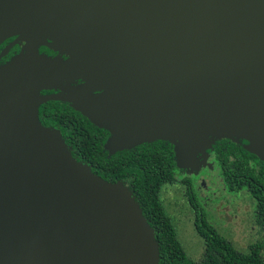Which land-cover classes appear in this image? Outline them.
<instances>
[{
  "label": "water",
  "instance_id": "water-1",
  "mask_svg": "<svg viewBox=\"0 0 264 264\" xmlns=\"http://www.w3.org/2000/svg\"><path fill=\"white\" fill-rule=\"evenodd\" d=\"M12 36L19 50L0 65V264H158L130 190L72 157L39 121L41 103L72 104L109 133V154L162 140L188 166L231 137L264 160V0H0V39Z\"/></svg>",
  "mask_w": 264,
  "mask_h": 264
},
{
  "label": "trees",
  "instance_id": "trees-1",
  "mask_svg": "<svg viewBox=\"0 0 264 264\" xmlns=\"http://www.w3.org/2000/svg\"><path fill=\"white\" fill-rule=\"evenodd\" d=\"M49 106L50 103H44L40 109L52 113L51 110L55 109ZM68 110L65 113L67 119L59 121L62 127L69 128L66 142L72 146V157L88 165L94 174L108 182L130 179L127 188L153 229L158 264H264L259 244L249 251H239L203 219L197 223V230L204 241L202 254L198 260L188 257L158 197L161 187L167 183L172 165L168 151L160 148V142L165 141L150 142L152 147L148 143L138 145L135 148L142 150L138 154L131 153L132 149L106 154L99 143L104 137L103 130ZM245 143L240 138L236 141L231 137L214 138L211 143L212 154L224 178L236 186L234 189H244L253 200L254 220L264 230V160L247 151L243 146Z\"/></svg>",
  "mask_w": 264,
  "mask_h": 264
},
{
  "label": "flooded vegetation",
  "instance_id": "flooded-vegetation-1",
  "mask_svg": "<svg viewBox=\"0 0 264 264\" xmlns=\"http://www.w3.org/2000/svg\"><path fill=\"white\" fill-rule=\"evenodd\" d=\"M13 39H14V36L0 39V65L3 64L6 60H8L13 54L18 52L19 44L17 42L12 45H9V43ZM37 50L39 53H44L50 57H56L59 59L65 58L64 55H59L55 51H52L44 46H38ZM55 84L56 85H54L51 88L41 89L40 93L46 94V93L66 92L64 90V86H67V87L77 86L78 84H80V81L78 79H75L73 82L66 83L65 80H62L60 82H56ZM44 103L46 104L50 103L49 107H53L55 110H51L52 113L50 112L47 113V110L42 111L40 107ZM44 103H41L38 106L37 116H38L39 121L41 122V124L45 126H50V127L57 129L61 137L63 138L64 143L68 146L70 153H71V151L73 150L72 146L66 142V138L68 139L67 132L69 128L62 127L63 124L59 120L67 119V115L65 113L69 112L68 109H70L71 111H74V113H77L80 117L85 118L89 122L88 118H86V116L81 114L70 103L62 102V101H47ZM56 110H59L60 112H57ZM80 117L77 116L78 119H82ZM44 122H47V123H44ZM89 123L91 124V122ZM95 127L97 129L103 130L102 134H104V137L103 139L99 141V143L101 145L102 150L106 152L107 154L108 152L106 149V140L109 136V133L101 127H97V126ZM154 141H151V143H153ZM144 143H148L147 145L151 146L150 142H141L129 148H123V149H118V150H113V151L109 149L108 151L110 152V154H115V153H121L123 151L132 149L131 153L138 154L142 150L136 149L135 147L138 145H142ZM160 148H164L165 151H168L167 155L170 156L172 165H171V171L167 175L168 176L166 180L167 183L163 187H161L159 191V195H158L159 201L161 202L164 211L169 217L171 216L168 214V211L166 210V206L164 203V200L166 197H168L167 200H169L170 197H178L177 200L173 199V204L179 205L184 201L187 203L189 210L192 213V226L195 230V233L198 235V237L202 241V247H203L204 246L203 238L200 236L197 230V223H200V220L202 219L205 220V222L212 225L215 228V230L219 233L216 221L214 220H212V222L210 221L212 212H217L218 210V206L214 202L211 203V200H213V197H222V194L214 195L215 190L219 191V187L216 184H214L216 183V178L219 177V180L222 182L224 186L223 191L224 192L226 191L225 193L230 195V194H235L238 192L243 197L249 198L250 196L247 194V192L244 189H239V190L234 189V187L236 186L234 184H231L230 182H228L227 179L224 178L222 169L219 166H217V164L214 161L211 147L205 150L206 155L204 159L202 160L200 158L201 153L200 152L195 153L194 161L188 166H180L176 164L175 158H174L173 147L169 143L160 142ZM211 169L215 170V173L213 174L215 180L214 179L212 181L209 180V184L206 185V183L200 178H198L197 175L200 174L201 171L204 172V171L211 170ZM198 179H200V181H198ZM116 180H120L125 186H128V182L130 179L123 178V179H116ZM228 185L230 186V188L228 187ZM220 192L222 193V191ZM210 197H212V199ZM251 204L253 206V200H251ZM252 218H253V226H257L260 228V226L256 224L253 214H252ZM260 233L264 234V230L262 228H260ZM219 234L222 235L224 238H226L221 232ZM225 240L229 242L227 239ZM257 245L258 243L257 244L254 243L252 245V248L247 247L246 249H253Z\"/></svg>",
  "mask_w": 264,
  "mask_h": 264
},
{
  "label": "rangeland",
  "instance_id": "rangeland-1",
  "mask_svg": "<svg viewBox=\"0 0 264 264\" xmlns=\"http://www.w3.org/2000/svg\"><path fill=\"white\" fill-rule=\"evenodd\" d=\"M214 173V169L201 171L197 177L208 185L209 180H215ZM214 184L219 187V191L215 190L214 195L222 194V197H213V200H211V203L214 202L218 206V210L212 212L210 221H216L219 233L221 232L226 237L225 239L237 250L249 251L251 249H246L247 247L252 248L254 243H258L259 252L264 256V234L260 233L259 227L253 226L252 213L254 210L251 200L243 197L238 192L230 195L225 193L226 191H223L224 186L219 177L216 178ZM177 198L170 197L169 200H167L168 197L165 198L166 210L171 216L177 237L185 253L192 260H198L202 254V241L192 226V213L187 203L184 201L179 205L173 204V199L177 200ZM210 198L212 199V197Z\"/></svg>",
  "mask_w": 264,
  "mask_h": 264
}]
</instances>
